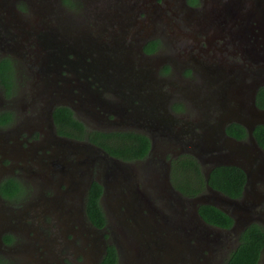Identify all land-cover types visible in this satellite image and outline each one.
Returning a JSON list of instances; mask_svg holds the SVG:
<instances>
[{
  "label": "flooded vegetation",
  "instance_id": "obj_1",
  "mask_svg": "<svg viewBox=\"0 0 264 264\" xmlns=\"http://www.w3.org/2000/svg\"><path fill=\"white\" fill-rule=\"evenodd\" d=\"M106 1L0 0V6L8 7L11 4L14 9L13 15L7 9L0 8V68L2 62L8 61L13 66L9 71L13 74L10 79L11 87L3 81L0 72V264H11L10 262L35 264V258L30 257L34 249H39L40 255H46L44 256L47 259L46 264H58L55 260L57 247H60L61 251L64 248L68 249L69 240L74 241L78 233L82 237H87L86 246H89L87 234L90 229L82 228L90 224L85 212L89 189L87 183L89 178L92 182L96 179L105 188L104 183L108 178H104V173L100 174L97 165L88 164L86 153L72 148L66 142L84 143V139L80 140L59 132L55 110L61 106L71 108L74 115L82 121L83 127L76 129L82 135H88L95 130L118 129L141 132L151 139L148 156L130 161L134 164H144L141 171L139 169L140 173L132 171L131 176L125 175L122 184L113 182L114 187H126L130 192L128 186L123 185L128 180L131 190L133 191L134 186V191H139V194L132 197L136 199L133 208H127L132 198L128 199L126 195L119 203V210L129 218L130 229L123 230L125 236L132 237L135 232L145 233L147 243L150 244L155 242L156 237L155 231L151 230L152 227L162 229L167 234L172 232L179 235L186 232L190 238L188 248L191 250L196 247L200 252L198 264H225L230 252L239 244L240 233L254 222L264 225V161L258 159L246 163V168L239 164L226 165L238 166L245 171L246 183L242 197L227 196L209 183L206 190L199 194H213L225 198L221 208L214 206L233 218L232 227L227 228L212 225L204 218V225L193 219V208L189 203L191 198H185L172 182L170 158L191 153L201 163L204 174L207 168H211L212 172L214 168L222 166L205 164L200 159L202 156L198 157L195 154L199 153L195 149L213 143L222 125L230 135L227 126L233 122L227 121L228 117L224 116L223 110L214 108L207 113L203 107L195 103L206 95L221 97L231 84L238 82L245 91L252 84L261 83L258 94L260 88L264 86V27L258 20L260 17L257 15L251 17L249 22L255 20L258 24L249 28L247 16L243 12L248 7L246 1H243L246 4L241 2L243 7L241 14L230 13L229 18L228 15L225 17L223 14L218 17L215 15L232 0H213L211 3L199 0L195 5L190 4L189 0H177L184 11V16L189 21L197 22L200 30L217 25L213 37L218 40L227 41L229 34L235 30L233 38L237 42H242L239 46L241 52L238 54L231 50V55L232 58L240 57L241 63L232 65L221 58L209 61L194 59L190 62V58L179 54L178 64L187 66V70H190L192 75L199 76L202 81L199 84H192L191 77L184 74L187 71L185 70L180 73L178 80L171 82L166 76L161 75L160 61L157 59L155 62L150 61L149 57L161 51L164 48V40L167 41L166 23L161 20L159 12L154 11L155 6L152 3L156 1L165 17H170L166 15L168 10H172L175 16L179 15L176 9H172L174 3H170L169 0H123L117 17L111 20L105 17ZM97 2L98 5L95 6ZM162 2H165L164 6H161ZM202 2H206L214 10L211 17L206 12L208 7L202 5ZM260 3L262 5L264 0H260ZM89 4L91 12L87 13ZM79 5L87 9L83 12L89 18L85 23L78 22L76 20L78 17L72 12L73 9L81 8ZM150 7L155 12L153 18L150 15ZM262 7L264 9V5ZM142 9L148 19L152 18L156 22L154 28L144 27L143 32L134 21L136 13H141ZM114 24L117 25L114 37L107 38L108 35L104 34L105 26ZM125 26H133L132 32L125 35ZM154 31L155 37L149 38ZM152 39L160 42V48L148 53L145 51V45ZM225 44L219 48V53L227 49ZM232 44L237 46L235 44L238 43ZM251 48L255 49L256 54L250 53ZM13 55H20L22 60L16 59ZM21 61L26 67V76L22 77L23 84L29 83V86L20 92L22 78L18 77V68ZM165 65L171 68L175 66L173 62ZM154 69L156 72L153 73ZM5 81L10 83L6 77ZM120 81L137 85L126 84L119 87ZM17 91L21 96L16 95ZM21 102H24L22 108ZM175 102H183L186 111L176 112L173 106ZM190 113L194 116L190 117ZM167 117L171 121L169 127L175 131L168 132L163 126L159 127V130L156 126L152 127L156 118L168 120ZM90 146L101 149L94 143ZM259 148L264 153L260 145ZM93 159L106 161L98 154L94 155ZM146 164L151 173L146 170ZM39 167L43 171L39 178H32L24 171L25 168L28 170ZM66 173L73 176L75 181L65 182L66 179L62 175ZM166 176H169L167 178L171 186H163V178ZM210 176L211 173L209 178ZM8 177L20 179L25 185L31 184L33 190L19 201L11 203L1 194V183ZM209 178L206 176L207 180ZM108 190L105 188L104 193ZM31 198V205L28 207L27 204L24 205ZM182 198L184 200L180 201ZM22 205L24 207L20 210ZM61 207H66L65 209L71 212L69 216L74 226L70 233L71 237L66 230L58 233L56 231V223L60 227L62 222L60 224L54 220L57 216L55 211ZM29 210L31 213L28 214ZM80 214L81 222H78ZM236 218L239 219L238 223ZM29 219L33 220L32 223H26ZM34 224H37L44 236L38 237ZM243 224L245 227H242ZM76 226H80L81 229ZM31 227L36 235L33 237L29 235L27 241H21L24 230ZM91 227L96 230L92 225ZM48 228L56 236H47ZM8 234L12 236L11 241L5 239V235ZM191 239H195V242L191 243ZM76 249L72 251L77 255L81 254V260L72 263L76 264L78 261H82V264L99 263L102 249L95 259L94 255L93 257L92 255L88 257V253L86 255L88 251ZM105 251L106 246L102 253ZM153 256L158 255L154 253ZM263 256L264 252L259 264ZM62 260L69 264L67 259ZM180 260L182 261L180 263L190 264L189 258L181 256L178 262Z\"/></svg>",
  "mask_w": 264,
  "mask_h": 264
},
{
  "label": "rangeland",
  "instance_id": "obj_2",
  "mask_svg": "<svg viewBox=\"0 0 264 264\" xmlns=\"http://www.w3.org/2000/svg\"><path fill=\"white\" fill-rule=\"evenodd\" d=\"M137 1H140V0H137ZM207 1L208 3L213 2V0H207ZM247 1L255 2L258 0H246V3L249 6V8H252L251 7L252 5L248 4ZM169 2L174 3V7L172 9L173 10L176 9L180 17L179 15L177 16L173 15L172 10H168L166 12V15L170 17H165V15L163 14V11L160 10V7L157 5L156 1L152 3L155 6L153 8L154 11H158L161 16V20L166 23V30H167L166 31L167 41L164 40V43H165L164 48L161 51H159L156 55L149 57L150 61H154L155 59L160 61L159 71L161 75L166 76L167 80L173 82L179 79L181 72L187 70L188 68L187 66H185L182 63L178 64L177 59L179 57V54H183L185 55V57L190 58V62H193L194 59H197V60L203 59L205 61H209V59L217 60L216 58H221V59H226L232 65H240L241 63L240 57L232 58V55H231L232 54L231 50L233 51L235 50L238 54L241 52V48L239 47V44H235L237 46H234L232 44V42L238 43L233 38L234 36L233 33L235 30L232 31L231 34H229L230 37L229 36L227 37V41H223L221 39L218 40V38L213 37V34H215V30H216L215 27H217V25H210V26H207V28H205L204 30H200L198 28V25L196 24L197 22L195 23L194 21H189L188 18L184 16V11L180 8L177 0H169ZM123 3H124L123 0H107L106 3H104L105 4L104 5L105 6L104 8L105 17H108L111 20H113L114 17H117L118 15L117 11H119V8L121 5H123ZM96 5H98V2L95 4V6ZM164 5H165V2H162L161 6H164ZM202 5L204 6L206 5V7L209 8L206 12L208 16L211 17L213 15L212 8H210L209 5L206 4V2H202ZM262 5H264V3ZM78 7H81V5H79ZM0 8L1 10L7 9L9 12H11V14L14 15L13 13L14 9L11 4H9L8 7L0 6ZM81 8H84V10ZM81 8H78V10L73 9L72 12L74 13V15L78 17V19H76L78 22L85 23V21L88 20L89 18H87L86 14L83 12L86 11L87 9L83 5ZM90 12H91V5L87 13H90ZM150 15L152 18L155 15V12H153L151 7H150ZM24 16L26 17V15ZM197 16L198 15H195V17ZM152 18L148 19V16L145 14L144 9H142L141 13H136V17L134 21L139 24V29L143 32L145 30L144 27L154 28L156 26V22ZM91 21L92 20H90V22ZM261 23H264V22H261ZM257 24L258 22L255 20L250 22V25L252 27H254ZM116 26H117L116 24H114L113 26L111 25L105 26L104 34L105 36L108 35L107 38L114 37V34H115L114 31L116 29L115 28ZM132 29H133V26H127V28L124 30L125 35L128 34L129 32H132ZM155 35L156 34L154 31V33H152L149 38L155 37ZM190 40L192 41L191 44H190ZM126 43L128 44L129 42H126ZM224 44L227 49L219 53V48L222 47ZM234 47H236V49ZM13 56L18 60H22V57H20V55L19 56L13 55ZM233 60H238V61L235 62ZM30 61L34 62V60L32 59H30ZM22 62L23 61H21V65L18 68V77H20V79L23 76L24 77L26 76V73H25L26 67L25 65H23ZM33 62L32 64L34 65ZM172 62L175 64V66L171 68L168 74L167 73L163 74L161 72L162 66H164L165 64H170ZM190 77H191L190 81L192 84H199L202 81V79H200L199 76L196 77L194 75H191ZM23 82L24 81L22 78V87L19 90L20 92L22 89L23 90L25 88L27 89L29 86V83L23 84ZM239 84L240 83L238 82L237 86H239ZM16 95L21 96L19 95L18 91ZM23 104L24 102L20 103L21 108L23 107ZM189 115L190 117L194 116V114L192 113H190ZM88 136L89 134L86 135V137ZM83 142L88 143L89 145H91L92 143L88 139H84ZM79 143H82V142H74V143H71V144L69 143V144L73 148L74 145L79 144ZM0 148H1V145H0ZM103 154L105 153L103 151H100L98 155L102 156ZM94 155L96 154L92 155V159ZM93 160L94 161L92 162V164H94V166L97 165L96 168L101 172L100 174L104 173V178H105V173H108L107 171H109V168H108L109 165L107 164L108 161L101 162V159L100 161L97 159L96 160L93 159ZM109 161H112V160H109ZM97 162H99V164ZM116 164H119V163L116 162ZM123 165L129 168L130 169L129 171H133V172L136 171L140 173L142 169L141 167L144 164H139V163L134 164L130 162V163H124ZM146 170L149 171L150 173L152 172L147 167V164H146ZM24 171L27 175L32 176V178H39L43 174V171L40 167L30 168L28 170L25 168ZM95 174L96 172L93 173L94 176ZM62 177L66 179L65 182L67 183H68V180L75 181V178L67 173L63 174ZM106 181L108 182V186L110 188H108L109 189L108 192L103 194V201H102L103 204L102 205L108 217V222H109L108 228H106L105 231H100L98 229L94 230L91 227V225L88 223V221L84 219V221H86L88 224H86V226L84 225L82 228L85 229L86 227H89L90 229V232H88L87 234L89 246H86V239H87L86 236L82 237L80 236V233H78V235L76 234L77 238L74 241L69 240L68 249L64 248L61 251L60 247H57V251L55 254V260H57L58 264H67L66 262L62 260L64 258L67 259V262L69 264H75V263H72V261L81 260V254L77 255L76 253L72 251L75 248H77L76 249L77 251L80 248L81 250L88 251L86 252V255L87 253H88V257H90L91 255L93 257L94 255V259H95L97 258L98 254H100L101 249L104 248L105 243L107 244L109 242H114L118 247V251H119V263L118 264H175L178 262V258L181 256H184L185 258H189L190 264L199 263V259H200L199 257L200 252H198L199 250L196 249V247L190 250L187 245L188 238L185 237L184 235L172 234V232H169V234H167L162 229L152 227L151 230L155 231L154 235H156V237L154 238L155 242H152L150 244L147 243L148 239L145 238V233L135 232L132 235L133 238L130 237L131 235L125 236L122 230V226L124 224L126 228L129 227L128 225L129 218H127L126 215L123 214V212L119 210V203L121 200H123V196L129 195V191L126 189V187H120V188L116 186L114 187L113 179L111 177H108ZM25 186L27 189V193L33 190L31 184L29 185L28 183ZM62 197L64 198L65 195ZM31 203H32V198L27 200L24 205L27 204L26 206L28 207L29 205H31ZM15 205L17 206L19 204H15ZM24 205H22L19 209L22 210ZM65 208L64 207L57 208L58 210L55 211L57 216H56V219L54 218V220L60 224L62 222V225L60 227H58L56 223V226H57L56 231L58 233L59 231L66 230L68 232V235L71 237L70 233L72 229L74 230V228H72L74 226L69 216L71 212L68 209L67 211ZM29 213H31L30 210L28 211V214ZM32 221H33L32 219H29V220H26V223H32ZM12 222H16V220H12ZM78 222H81V214L79 215ZM183 222H186V221L183 220ZM34 227H37L36 233H38V237L45 235L44 233L40 231V228H38L37 224H34ZM76 227L81 229L80 226H76ZM32 231H33L32 227L31 229H28V230L25 229L24 233L22 232L23 235H22L21 241H27L29 235L31 237L35 236L36 233H33ZM157 233L159 234L157 235ZM47 236L52 237L56 235H54L51 229L48 228ZM190 242L191 243L195 242V239H191ZM28 252H27V255H28ZM154 253H157L158 256L154 257L153 256ZM44 256L46 255H40L39 249H34V251L30 253V257L35 258V264H46L45 261L47 259H45ZM180 262L182 261L180 260L178 264H183ZM10 263L15 264L12 262ZM76 264H82V261H78L76 262ZM91 264H94V262H92ZM261 264H264V256L262 257Z\"/></svg>",
  "mask_w": 264,
  "mask_h": 264
},
{
  "label": "trees",
  "instance_id": "obj_3",
  "mask_svg": "<svg viewBox=\"0 0 264 264\" xmlns=\"http://www.w3.org/2000/svg\"><path fill=\"white\" fill-rule=\"evenodd\" d=\"M198 1L199 0H189V3L195 5ZM159 45L160 42L158 40H149L145 45V51L153 53L160 48ZM12 68L13 66L9 61L2 62L0 68L3 81L9 87L12 85L10 79L13 74L9 72ZM170 70L171 67L165 65L161 72L163 74H168ZM184 74L186 76H191L192 72L187 70ZM5 77L10 83L5 81ZM256 102L258 107L264 109V86L260 88ZM173 106L178 113L186 111V106L183 102H175ZM55 116L59 126L58 130L61 134L74 136L80 140L88 139L92 143L100 146V148L112 157L130 162L136 158L147 157L151 149V139L146 134L134 130H95L90 133L88 137L80 134L76 129L82 128L83 123L74 115V111L69 107H58L55 110ZM227 131L236 139L245 140L248 138V130L241 123H231L227 126ZM254 136L258 144L264 149V124H259L255 127ZM170 157L171 155H169V158ZM170 159H172V182L174 186L183 193L185 198H194L203 193L208 183L227 196L232 198L242 197L246 183V174L242 168L238 166H218L212 170L211 176L209 180H207L201 163L193 154L185 153ZM1 194L2 197L14 203L27 194V189L20 179L8 177L1 183ZM103 194V184L95 179L88 189L85 201V212L88 221L94 228L100 231H105L109 223L107 214L102 205ZM199 212L205 221L212 225L230 228L234 223L230 215L211 204L200 205ZM5 239L11 241L12 236L10 234L5 235ZM263 252L264 225L254 222L240 233L239 244L230 252L225 264H259ZM118 263V247L114 242H109L98 264Z\"/></svg>",
  "mask_w": 264,
  "mask_h": 264
},
{
  "label": "water",
  "instance_id": "obj_4",
  "mask_svg": "<svg viewBox=\"0 0 264 264\" xmlns=\"http://www.w3.org/2000/svg\"><path fill=\"white\" fill-rule=\"evenodd\" d=\"M243 1H246V0H238V2L237 0H232L228 2L227 4H225L223 8L224 10L228 9V11L234 15L235 11H231V8L229 6H231L234 9L237 4H241V2L244 3ZM255 3L256 2L249 1V4L252 5L251 6L252 8H249V6L246 8L245 14L247 16V21H248V13L252 12L253 8H255ZM219 11L220 9L215 15L216 17H218L221 14L222 10L220 12ZM212 12L214 14V10ZM258 20L259 22H264V19L263 20L258 19ZM250 22H249L248 27L252 28V26L250 25ZM261 24L264 27V23H261ZM125 27L127 28V26ZM121 39L123 40V38ZM238 44L239 46H241L242 42L238 41ZM250 53L256 54L255 49L251 48ZM154 72L156 71H153V73ZM126 84H135V83L120 81L118 83V86L124 87L126 86ZM237 84L238 83L231 84L229 89L226 90V92L221 97H216V96L211 97L209 95H206L200 98L196 103L194 102L195 104L203 107L205 112L207 113H210L211 109H214V108H219L220 110H223L224 116L228 117V120H227L228 122H234V121L239 122L243 124L248 130L247 140H237L236 138H233L232 136L228 135L225 128H223V125H222L221 126L222 129L220 130V132H218V137L214 139L213 143H210L208 146L201 145L199 148L196 147L198 149H195L199 151V153H195V154L198 157L202 156L200 159H202L205 164H209V165L213 164L216 166L228 165V164H239V165H242L244 168H246V165H247L246 163H251L252 161H256L258 159H262L264 161V153L259 148L258 141L254 136L255 127L259 124H264V109L258 108L257 102H256L257 91H258L259 86H261L260 85L261 83L252 84L247 91L243 90V87L241 84H239V86H237ZM167 118L168 120L166 119L158 120L156 118L153 121L154 124L152 125V127L154 128V126H156V129H158L159 127L163 126V128H165L168 132L175 131L174 128L169 127V125L171 124V121L169 117ZM66 142L70 144L74 143L73 141H66ZM73 148H76L78 151H82L88 155V162H89L88 164L92 163L91 154L92 155L99 154L100 151H103L105 154H103L102 157H104L105 160L108 161L107 164L109 165L108 167L109 171H107L108 173H105V177L106 178L111 177L114 183L122 184L125 175L131 176L132 174V171H129L130 169L123 165L125 162H122L118 160V158L110 156L102 148L96 149L95 147L90 146L88 143H79V144L74 145ZM109 160H112V161H109ZM114 161L118 162L119 164H116V162ZM210 173H211V168H207L205 172L207 179L209 178ZM167 177L169 176H166L165 178H163V186H171L170 180ZM105 182H106L104 183L105 188H110L108 186V182L107 181ZM91 183L92 181L89 178V181L87 183L88 187H90ZM129 184L130 183L128 182V180L124 182L123 184V185H127L128 189L130 190L129 195H126L128 199L132 198L135 194H139V191L137 192L134 191V186H132V189H133L132 191ZM118 187L120 188V186ZM224 199L225 198H223L222 196H215L213 194H204V195H199L194 198H191L189 200V203L191 204L193 208V212H192L193 219L197 223L204 225V219L199 212V205L212 204V205H216L221 208L222 207L221 204L223 203V201H225ZM182 200L184 199L182 198L180 201ZM135 203H136V199L134 197L128 202L127 208H130V209L133 208ZM121 204H123V202H121ZM235 220H236V223L239 222L238 218H236ZM242 227H245V225L243 224ZM128 229L130 228L129 227L126 228L125 225L123 224L122 230H128ZM181 235H184L185 237H187L188 240L190 239L189 235L186 234V232L183 234L181 233ZM105 246H106V243L104 247ZM103 250L104 248H102V252ZM102 252H101L100 260L104 254Z\"/></svg>",
  "mask_w": 264,
  "mask_h": 264
},
{
  "label": "bare ground",
  "instance_id": "obj_5",
  "mask_svg": "<svg viewBox=\"0 0 264 264\" xmlns=\"http://www.w3.org/2000/svg\"><path fill=\"white\" fill-rule=\"evenodd\" d=\"M237 2H238V0H237ZM230 8H231V11H235V13L236 12H238L239 14H241L240 12L243 10V7H242V5L241 4H237L236 6H235V8L233 9L231 6H229ZM221 11V10H220ZM219 11V12H220ZM245 11H246V9H244V13H245ZM242 12V13H243ZM230 13L231 12H229L228 11V9H225L224 10V8L222 9V11H221V14H223L222 16H226V15H228V17L230 18ZM232 14V13H231ZM254 14L255 15H257L258 17H260V20H263L264 19V9H263V7H262V5H261V3H260V0H258V3L257 4H255V8H253V10H252V12H249L248 13V21L251 19V17L253 18L254 17ZM246 15V14H245ZM220 16V15H219ZM248 25H249V23H248Z\"/></svg>",
  "mask_w": 264,
  "mask_h": 264
}]
</instances>
